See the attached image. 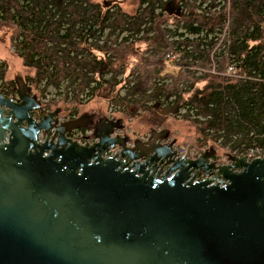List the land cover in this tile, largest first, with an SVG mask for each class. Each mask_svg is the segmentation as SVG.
<instances>
[{
  "label": "water",
  "instance_id": "obj_1",
  "mask_svg": "<svg viewBox=\"0 0 264 264\" xmlns=\"http://www.w3.org/2000/svg\"><path fill=\"white\" fill-rule=\"evenodd\" d=\"M58 114L0 118V264H264V157H178L165 129Z\"/></svg>",
  "mask_w": 264,
  "mask_h": 264
},
{
  "label": "trees",
  "instance_id": "obj_2",
  "mask_svg": "<svg viewBox=\"0 0 264 264\" xmlns=\"http://www.w3.org/2000/svg\"><path fill=\"white\" fill-rule=\"evenodd\" d=\"M134 1L129 12L116 1L104 7L106 3L94 0H0V33H10L14 53L33 71L27 82L42 92L52 88L64 103L70 101L71 117L75 109L106 93L115 112L127 117L141 112L153 127L166 126L158 110L180 115L194 130L192 145L201 152L213 146L241 157L251 148H263L264 0H191L184 21L179 16L174 29L163 25L168 0ZM226 15L229 44L222 45L229 63L235 64L234 78L209 73L196 77L189 70L162 74L164 62L140 56L128 42L133 37L151 46L161 35L166 41L172 38L169 46L180 53L184 66L205 67L213 48L209 35L224 27ZM105 29L108 35L127 32L118 49L108 39L100 43ZM130 55L137 57L134 69L118 79ZM5 68L2 61L0 76Z\"/></svg>",
  "mask_w": 264,
  "mask_h": 264
},
{
  "label": "rangeland",
  "instance_id": "obj_3",
  "mask_svg": "<svg viewBox=\"0 0 264 264\" xmlns=\"http://www.w3.org/2000/svg\"><path fill=\"white\" fill-rule=\"evenodd\" d=\"M94 1L102 4V6L104 3H107V5L109 6L111 1H116L117 3L115 2V4L119 5L124 10L132 12L135 9L134 0H94ZM176 6H177V1L172 0L169 5V7H171L172 10L168 9L167 21L163 23V25H165L166 28L167 26H171L173 24H176L177 22V18L174 15H169V14H176L175 13L176 11H174ZM184 10H185V14H187L186 7H184ZM216 10L218 11V9ZM226 12L229 13V9L226 10ZM226 16L228 17L226 20L229 21L230 20L229 15H226ZM163 38L164 37L161 35V38H158L156 42L150 43L151 46H148L145 43H140V41L139 42L134 41V43L129 42V44H133L136 46V50L138 51L140 56L150 57V58H154L157 61L161 60L162 62H164L165 69L162 72V74H165V73L176 74L177 70L171 64L167 63L166 60H164L163 55H165V53L161 52L163 50L165 52V49L169 48L170 49L169 52L174 54L173 49L170 48L169 46L170 42H167ZM110 41H114V39L112 38L110 39ZM119 47L120 46L116 48L114 47V49H118ZM110 54L111 53H109V56ZM107 58L108 56H106L105 59ZM136 59L137 57L133 55L129 56V64L127 65L126 71L118 79H125L126 77H128L127 75H129V73H131L135 67ZM2 61L6 63V68H5L6 77L8 75L9 78H13L15 76H21V74L23 73L25 74V77H27V75L30 73V70L23 66L22 59L19 58L14 53V50L10 44V33L9 32H7L6 35L0 33V63H2ZM182 63L183 62H180L178 63V65H181ZM102 67L103 65H101V68ZM188 70L190 72H195L198 70L197 73H203L202 71H199V67L197 64L193 67L188 68ZM195 76L197 77V74ZM163 83H166V82H163ZM121 85H124V84L122 83ZM33 88H34V91L38 94L45 110L47 111L50 110L49 106L51 105H57L56 107L54 106L53 110L56 108H59L60 111H63V112H60L59 114V120H64V119L71 117V115L69 116L68 111H67V107L68 105H70L69 104L70 101H66V103H64L59 98V96L55 95V92L52 89H48L45 92H42L39 89V86H36V87L34 86ZM122 93L123 92H121V94ZM114 109L115 108L111 106L109 103V96L106 93H102V94H98L93 99L89 100L85 104L75 109V112H76L75 117L85 115V114L86 115L97 114V115L105 116L108 118L121 119L124 125V130L122 132H117V133L122 136L123 135L128 136L132 140L146 139L149 136V133L152 129L154 130H164L165 129L169 131L170 140H173L175 142L176 147L179 150H181L183 153L188 154L191 157H196V156L198 157L203 153L192 145V136L194 135V130L188 125V123L182 121V118L180 115L176 116L175 114H172L173 111L171 110H167L168 112H170L168 114L169 116L167 115L168 120H167V116H164L166 117L165 120L163 119V121L166 122V126L161 127L160 129L157 127H153L151 125V122H148L147 117L139 116L141 112L137 113L138 116L136 117H127L125 114L123 115L119 112H115ZM211 147L214 148L216 151L215 156H214V160L216 161V163L217 164L227 163V155H228L227 152L220 150L218 148H215L213 146H209L205 148V150ZM114 153H116V150L111 151L109 155H112ZM216 157L218 160L216 159Z\"/></svg>",
  "mask_w": 264,
  "mask_h": 264
},
{
  "label": "built area",
  "instance_id": "obj_4",
  "mask_svg": "<svg viewBox=\"0 0 264 264\" xmlns=\"http://www.w3.org/2000/svg\"><path fill=\"white\" fill-rule=\"evenodd\" d=\"M171 1L172 0L167 1V5H166L167 11H168V9L172 10V8L169 7ZM176 1H177V6L174 9V11H176L175 12L176 14H169V15H174L176 18H178L180 16V18L178 19L179 22L184 21V19H182V16L185 15L184 7H186V8L190 7V6H188V4L191 3V0H176ZM208 2L209 1H206V3L203 5L205 6ZM193 4L198 5V3L197 4L193 3ZM189 5H191V4H189ZM228 24H229V21L226 20L224 27H222L220 30L217 29L215 32H213L212 34L209 35V40L211 38H214L213 39V48L209 54L210 63L209 64L206 63L205 67H203L201 64H197L199 67V71H202L203 73H209V74L214 75V76L218 75V76L227 77V78H234L235 77V72H236L235 64L229 63L228 53L222 45V43H224V42L229 44V39H228L229 35H228V29H227ZM175 26L176 25L173 24L171 26H167V28L168 29H174ZM109 31H110L109 29L104 30V32H103L104 37L102 36L100 38V43H102L104 41V39L105 40L108 39L107 43L111 44L112 47H116L117 45H119L121 43L122 38L127 35L126 34L127 32L123 33V34H119L118 30H114L113 32H111L110 35H108ZM180 31H183V30H180ZM186 36H188V35H186ZM112 38L114 39V41H110V39H112ZM189 38H191V36H189ZM172 40H173L172 38H169L167 42L171 43ZM134 41L135 40L132 37V38H130V40L128 42L133 43ZM170 43H169V45H170ZM206 47L207 46H205V44H204L203 48L206 49ZM170 48H172V47L170 46ZM172 49H173L174 54L169 52L170 51L169 48L165 49V52L163 50L162 52L165 53V55H163V57H164V60L167 61V63L171 64L177 70V72L178 71H186V70H188V68L193 67V66H184L185 64L178 65V63L182 62V57H181L180 53L175 50V47ZM201 49H202V46H201ZM224 59L226 61H224ZM101 60L103 61L104 59L102 58ZM221 62H222V65L224 64V66L221 65ZM105 68H104V70H105ZM195 72L197 73L198 70ZM203 73H197V75H203ZM107 78H108V76H107ZM49 89H52V88H49ZM53 91L55 92V95L57 96V92L55 90H53ZM58 121L62 122V120H58ZM67 136L70 139H72L73 141H76L80 144H83L86 141H88L90 143L95 141L93 138L91 129H76V130H73L70 134H67ZM175 150L177 151L178 157L185 156V157L191 158V159H194L197 157V156L191 157L188 154L183 153L181 150H179L176 147V145H175ZM244 156H247L249 161H251L255 158H262V157H264V147L263 148H261V147L251 148L248 150L247 154Z\"/></svg>",
  "mask_w": 264,
  "mask_h": 264
},
{
  "label": "flooded vegetation",
  "instance_id": "obj_5",
  "mask_svg": "<svg viewBox=\"0 0 264 264\" xmlns=\"http://www.w3.org/2000/svg\"><path fill=\"white\" fill-rule=\"evenodd\" d=\"M29 75L33 76V71H30L27 77ZM27 77H25L24 73L21 74V76H15L13 78H9L8 75L6 77V69L2 76H0V109H2L0 118L9 117L11 123H16L19 121V128L26 127L28 125V119H30L34 124H38L43 119V117L55 110L54 109L47 111L44 109V106L38 94L34 91V86L30 82H27ZM20 79L23 84L18 83ZM22 88L23 90H21ZM60 112L61 111L59 109V114ZM59 114L56 116L58 120ZM84 116L90 118L89 121L85 122L89 127H91V125L93 124H96L99 119L103 117L97 114H85ZM72 118H75V116L71 118L69 117L62 121H66ZM0 127H2L1 123ZM9 133L10 131L7 130L5 132V136H7ZM45 136L46 135L42 132V130H40L37 134L36 143L42 144ZM4 141L5 140H3V142Z\"/></svg>",
  "mask_w": 264,
  "mask_h": 264
}]
</instances>
